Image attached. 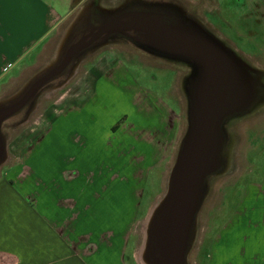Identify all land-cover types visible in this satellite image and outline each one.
<instances>
[{
    "label": "crops",
    "instance_id": "crops-1",
    "mask_svg": "<svg viewBox=\"0 0 264 264\" xmlns=\"http://www.w3.org/2000/svg\"><path fill=\"white\" fill-rule=\"evenodd\" d=\"M99 1L0 0V87L52 53L45 72L74 43L73 29L116 15ZM116 60L103 51L72 73L15 139L0 179V264H141L134 227L151 176L171 155L177 108L136 91L121 111L110 101L123 73ZM253 186L256 213L244 198L237 231L230 220L210 237L207 264H264V171Z\"/></svg>",
    "mask_w": 264,
    "mask_h": 264
},
{
    "label": "rangeland",
    "instance_id": "rangeland-1",
    "mask_svg": "<svg viewBox=\"0 0 264 264\" xmlns=\"http://www.w3.org/2000/svg\"><path fill=\"white\" fill-rule=\"evenodd\" d=\"M99 3L103 8L108 7L112 14L114 11L117 14L130 10L169 12L179 19L195 23L201 32L220 43L255 72L258 83L264 89V0H100ZM92 24L98 23L95 20ZM90 28L73 29L71 40L75 42ZM103 51H112L116 55V62L122 66L119 70L123 73L116 76L119 83L111 87L114 92L110 98L111 102L121 107V111L133 104L136 91L149 94L152 101L177 108L178 127L171 155L151 176L145 192V211L141 209L134 227L137 234L136 257L141 264H147L142 254L151 226L149 221L166 193L176 153L188 129L187 82L192 65L185 59L164 57L141 42L118 39L112 35L86 47L61 75L41 87L30 103L2 123L0 135L5 151L0 164V179L2 172L14 162L15 139L28 133L35 120L44 113L45 107L60 97L61 86L68 77L77 72L76 79ZM51 56L52 53L45 55L34 68L23 70L19 76L10 77L11 74H18L19 70L5 76L3 81L6 83L0 87V109L16 101L44 73ZM124 74L126 78H123ZM125 118L126 114H123L119 121ZM222 131L224 141L220 164L204 181V196L189 235L184 264L209 263L210 237L219 234L230 220L233 221L231 228L237 231L238 220L234 218L238 217L239 205L244 198H248L252 205L251 214L256 213L254 206L258 203V196L253 183L264 171V92L248 109L225 118ZM16 210L23 211L22 208ZM148 264H157V260L152 259Z\"/></svg>",
    "mask_w": 264,
    "mask_h": 264
},
{
    "label": "water",
    "instance_id": "water-1",
    "mask_svg": "<svg viewBox=\"0 0 264 264\" xmlns=\"http://www.w3.org/2000/svg\"><path fill=\"white\" fill-rule=\"evenodd\" d=\"M125 19L130 25L120 24ZM129 30L139 32V41L161 56L185 59L192 65L187 82L188 129L176 153L166 195L154 210L147 250L149 263L154 259L157 264H184L189 235L204 196V181L220 164L222 122L248 109L264 92L256 73L201 32L195 23L169 12L149 10L112 16L68 48L16 101L0 109V127L30 103L41 87L61 75L94 40L110 31ZM4 151L0 135V164Z\"/></svg>",
    "mask_w": 264,
    "mask_h": 264
},
{
    "label": "flooded vegetation",
    "instance_id": "flooded-vegetation-1",
    "mask_svg": "<svg viewBox=\"0 0 264 264\" xmlns=\"http://www.w3.org/2000/svg\"><path fill=\"white\" fill-rule=\"evenodd\" d=\"M120 24H121V25H130V23H129V19H128V20L125 19V20L120 21ZM98 25H100V24H98ZM98 25L95 26V27L90 28L88 31H86V33H84L83 35H81L80 37H78L77 40L69 46V48H71V47L74 46L75 44L81 42L82 39H83L85 36H87V35H89V34L95 32L96 29H97V27H98ZM111 35H112V36H116L118 39H119V38H127V39L131 40L132 42H136V43H137V42H140V41H139V32H137V31H135V30H129V31H110V32H108V33H106V34H103V35H102L101 37H99L98 39L94 40L90 45H92L93 43L99 41L100 39H104V38L109 37V36H111ZM90 45H89V46H90ZM67 50H68V49H67ZM166 189H167V188H166ZM165 195H166V194H165ZM165 195H164V196L162 197V199L159 201V203H158V205H157V207H156L155 209L158 208V206L160 205V203H161V201L163 200V198L165 197ZM152 215H153V214H152ZM150 220H151V219H150ZM151 224H152V223H151ZM151 224H150V225H151ZM148 231H149V230H148ZM148 237H149V236H148ZM148 241H149V238H148L147 242H145V243H146V244H145V245H146V247H145V250H146L145 257H146V259H147ZM146 263H147V264L149 263L148 259H147V262H146Z\"/></svg>",
    "mask_w": 264,
    "mask_h": 264
},
{
    "label": "bare ground",
    "instance_id": "bare-ground-1",
    "mask_svg": "<svg viewBox=\"0 0 264 264\" xmlns=\"http://www.w3.org/2000/svg\"><path fill=\"white\" fill-rule=\"evenodd\" d=\"M154 212H155V211H154ZM154 212H153V215L151 216V220L149 221L150 224L152 223V220H153V218H154ZM150 224H149V225H150ZM145 254H146V250L144 249L142 256H143V258H145V260H146V262H147V259H146V257H145Z\"/></svg>",
    "mask_w": 264,
    "mask_h": 264
}]
</instances>
